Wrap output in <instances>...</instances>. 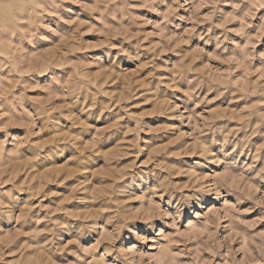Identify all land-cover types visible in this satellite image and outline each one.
Returning a JSON list of instances; mask_svg holds the SVG:
<instances>
[{"label":"rangeland","instance_id":"1","mask_svg":"<svg viewBox=\"0 0 264 264\" xmlns=\"http://www.w3.org/2000/svg\"><path fill=\"white\" fill-rule=\"evenodd\" d=\"M0 264H264V0H0Z\"/></svg>","mask_w":264,"mask_h":264}]
</instances>
